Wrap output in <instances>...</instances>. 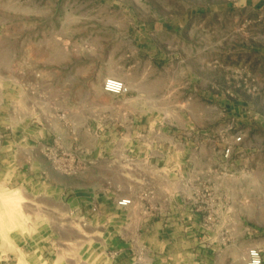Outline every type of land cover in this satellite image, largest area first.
<instances>
[{
    "label": "rangeland",
    "instance_id": "374dc122",
    "mask_svg": "<svg viewBox=\"0 0 264 264\" xmlns=\"http://www.w3.org/2000/svg\"><path fill=\"white\" fill-rule=\"evenodd\" d=\"M212 1L0 0V140L3 146L20 147L23 158L33 147L47 167L76 175L77 182L86 178L87 171L99 182L104 164L111 181H125L130 193L139 185L131 180L130 171L140 160L132 153L123 155L118 146L138 143L140 135L151 138L155 99H181L190 91L170 89L169 83L186 77L173 81L167 71L194 69L196 48L216 46L220 56L210 54L209 59L220 62V76L210 89L218 104L212 102L210 89L202 98L209 110L218 105V117L207 128L214 129L215 136L210 138L218 135L219 145L208 140L202 158L195 146L191 157L189 151L187 188L194 192L197 205L211 204L206 219L221 232V238L228 241V234L233 233L239 244L251 236L252 245L264 251V243L256 242L264 238V65L257 59L246 65L243 59L250 58L243 45L251 31L256 32L250 31L249 24L209 17L208 32L202 26L195 28L196 6ZM203 12L204 8L198 12L202 18ZM197 33L201 35L198 40ZM230 48L237 49L235 71L224 68L231 62ZM108 77L122 79L129 91H105ZM178 106L185 109L187 103L182 100ZM174 108L163 105L161 116L165 123L172 119L175 126H181L183 116L172 114ZM144 109L147 115L140 116ZM238 134L243 138L236 142ZM228 147L231 150L226 155ZM123 170L127 173L121 176L118 171ZM14 192L8 190V196ZM8 196L0 199V224H21H7L19 231H0V239L19 256L18 264H28L27 257L37 256H43L45 264H73L81 251L73 247L69 232H54L53 238L49 230L37 236L30 226L35 217L25 213L32 203L21 197L22 204L14 206ZM83 220L72 223L81 230L80 242L90 240L91 250L98 251V232L89 234ZM247 228L250 233L245 232ZM68 239H72L71 247ZM91 261L97 263L96 258Z\"/></svg>",
    "mask_w": 264,
    "mask_h": 264
},
{
    "label": "crops",
    "instance_id": "0c3cea01",
    "mask_svg": "<svg viewBox=\"0 0 264 264\" xmlns=\"http://www.w3.org/2000/svg\"><path fill=\"white\" fill-rule=\"evenodd\" d=\"M203 8L204 18L198 14ZM195 16L199 18L195 28L198 30L202 26L206 32L209 31L206 28V19L209 17H216L229 24H249L250 31L256 29V32L251 31V36L246 39L248 43L243 45L244 54L250 57L249 60L243 59L246 65L255 59L259 65H264V0H213L212 3L196 6ZM198 33L197 40L201 38ZM255 34L259 37H255ZM229 50V63L232 65L227 64L224 68L235 71L233 66L239 62L237 49ZM214 53L220 56L216 46L197 47L193 56L196 63L194 69L178 71L174 68L167 71L173 81L180 76L186 77L184 81L169 84L174 91L189 89L188 96L181 99L170 97L169 100L156 98L153 118L155 127L151 138L145 139L140 135L138 143L118 146L117 151L123 155L132 153L140 160L135 169L130 171L131 180L139 184L136 190L127 193L125 181H119L122 184L111 181L109 169L104 164L98 173L99 182L93 181L91 171L84 173L86 178L77 182L76 175H65L53 166L47 167L32 151L33 147L25 152L27 154L24 153L23 158L20 147L3 146L0 140V199L6 198L8 190L13 189L23 195L25 202L30 201L33 204L30 205L31 210L25 213L35 217L30 226L37 236L50 230L54 238V232L59 234L68 231L73 237V247L78 246L81 251V255L74 258L73 264H94L91 260L95 258L96 264H246L247 250L255 246L252 245V237L239 244L233 233L228 234V241L221 238V232L208 224L206 219L211 204L207 202V206L197 205L194 192L187 188L188 180L185 176L189 151L191 157L198 150L202 158L207 153L208 140L219 145L218 135L211 139L215 136L212 133L214 129L207 128L208 122L218 117V105L213 104L209 110L207 102L202 98L207 89L219 83L220 62L209 59V55ZM208 92L213 96L212 102L218 104L216 94L211 89ZM132 99L137 102L140 100L137 97ZM182 100L187 103L185 109L178 106ZM163 105L177 106L172 114L183 116L181 126H175L172 119L164 122L161 116ZM140 114L147 115V109ZM135 125H132L133 129ZM181 135H184V140L176 138ZM193 146L197 148L195 151ZM118 173L124 176L127 172L123 170ZM147 180L148 184H144L143 181ZM125 197L131 198L132 203L120 206L118 201ZM77 218L84 219L85 225L89 226V234L98 232L99 240L95 245L98 251L91 250L93 246L90 240L80 242L81 230L72 225ZM7 224L17 226L21 222L13 225L5 221L0 224L3 226L0 231H19ZM245 232L250 233V229H245ZM261 239H256V242L264 243V238ZM68 241L71 247L72 239ZM4 244L0 239V252H6L0 256V264H18L19 256ZM26 244L22 243V246ZM93 254L96 255L93 257ZM27 263L45 264V261L43 256L27 257Z\"/></svg>",
    "mask_w": 264,
    "mask_h": 264
},
{
    "label": "built area",
    "instance_id": "2783aa9c",
    "mask_svg": "<svg viewBox=\"0 0 264 264\" xmlns=\"http://www.w3.org/2000/svg\"><path fill=\"white\" fill-rule=\"evenodd\" d=\"M104 89L107 92L113 93V94H123L127 91H129L128 85L119 78L116 77H108L104 81ZM243 136L242 134L236 135L234 140L236 142L242 140ZM231 150V147H228L226 149V155L229 154ZM132 203V199L125 197L118 201V204L120 206H128ZM246 264H264V254L261 248L257 246H251L247 250V256H246Z\"/></svg>",
    "mask_w": 264,
    "mask_h": 264
},
{
    "label": "bare ground",
    "instance_id": "6f19581e",
    "mask_svg": "<svg viewBox=\"0 0 264 264\" xmlns=\"http://www.w3.org/2000/svg\"><path fill=\"white\" fill-rule=\"evenodd\" d=\"M21 197H22L21 194H19L18 191L17 192L15 191L12 195L8 196V199L10 202H12V204L14 203L13 204L14 206H16L17 204H22Z\"/></svg>",
    "mask_w": 264,
    "mask_h": 264
}]
</instances>
